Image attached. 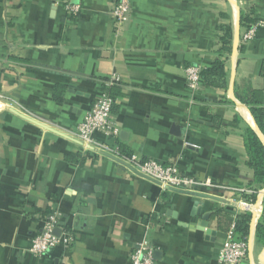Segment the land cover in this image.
<instances>
[{"label": "crops", "instance_id": "1", "mask_svg": "<svg viewBox=\"0 0 264 264\" xmlns=\"http://www.w3.org/2000/svg\"><path fill=\"white\" fill-rule=\"evenodd\" d=\"M117 1L0 0V94L24 109L0 112V264H130L143 241L160 253L156 264H218L241 214L231 200L253 192L245 137L256 123L240 98L258 92L264 108V0H129L121 27L111 14ZM68 3L81 6L76 17ZM241 15L263 24L244 45L240 26L236 46ZM221 25L233 31L228 88L201 82L191 91L186 69L204 71L219 58ZM111 84L120 135L95 138L118 157L124 147L139 160L211 180L226 190L195 194L227 203L165 190L125 158L123 165L84 151L79 126ZM56 86L65 87L61 102ZM70 154L82 159L69 162ZM48 214L74 241L36 258L32 241ZM257 223L244 264H264Z\"/></svg>", "mask_w": 264, "mask_h": 264}, {"label": "built area", "instance_id": "2", "mask_svg": "<svg viewBox=\"0 0 264 264\" xmlns=\"http://www.w3.org/2000/svg\"><path fill=\"white\" fill-rule=\"evenodd\" d=\"M65 10L69 17H76L81 11V6L68 3L65 6ZM131 13L129 0H118L111 14L116 26L121 27L129 20ZM262 24H253L244 34L241 43L244 45L253 40L258 27ZM201 73L202 71L197 67H188L186 69L188 87L191 91H196L200 87L202 82ZM114 106L115 100L102 93L95 100L91 110L84 116L79 126L77 137L84 151L87 153L102 156L103 154H107L120 160H125L122 157H118V151L108 148L104 143L95 138L96 134L101 133L112 140L118 139L120 129L113 119ZM6 111L23 113L24 109L15 98L0 94V112ZM127 161L137 172L158 182L159 186L165 190L181 193H198L210 188L226 190V188L215 185L211 180H197L183 175L175 165H166L154 160H139L135 156H132ZM241 192L249 193V195L253 194V192L248 191ZM231 201L239 213L251 214L254 221H259L261 218L263 205L257 201L254 202L246 198ZM56 229H61L60 236L54 234ZM73 241V234L61 227L58 216L48 214L44 218L41 232L32 241L30 252L34 257L41 258L59 246L71 245ZM249 248V239L244 241H237L235 239V227H233L229 233L228 240L220 250L218 264H244L248 258ZM154 253L155 249L148 241L138 243L130 252V264H156Z\"/></svg>", "mask_w": 264, "mask_h": 264}, {"label": "trees", "instance_id": "3", "mask_svg": "<svg viewBox=\"0 0 264 264\" xmlns=\"http://www.w3.org/2000/svg\"><path fill=\"white\" fill-rule=\"evenodd\" d=\"M253 20L249 16L241 15L240 26L242 29L249 30L253 26ZM219 30L223 33L222 43L223 48L220 51L219 58L206 70L202 71L201 79L204 85L215 89H227V72L226 63L233 54V31L228 25H221ZM113 84L104 86L103 93L115 100V95L112 92ZM65 87L56 86L55 100L61 102ZM240 101L249 107L251 115L253 116L257 127L264 135V108H261L260 95L258 92L252 93V100L240 98ZM260 106V107H259ZM245 146L248 153V165L253 169L255 178L251 184L253 194L245 196L248 200L257 201V195L260 190H264V143L257 135L253 128H248L245 137ZM120 156L130 160L132 153L126 148H120ZM82 159L81 154H70L67 156L69 162L78 163ZM220 217V212L216 213ZM231 223V219H228ZM253 223V216L251 214H240L235 225V239L237 241L248 240L251 236V225ZM256 240L264 246V202L263 212L256 227Z\"/></svg>", "mask_w": 264, "mask_h": 264}, {"label": "water", "instance_id": "4", "mask_svg": "<svg viewBox=\"0 0 264 264\" xmlns=\"http://www.w3.org/2000/svg\"><path fill=\"white\" fill-rule=\"evenodd\" d=\"M239 39H240V18H238V22H237V30H236V36H235V45L237 46L238 42H239ZM240 108L244 107L243 105H239ZM254 130L255 132L257 133V135L260 137V139L263 141L264 143V136L263 134L261 133L260 129L256 126H254ZM103 156L109 158V159H112L114 161H116L117 163L119 164H123V161L119 160L118 158L114 157V156H110V155H107V154H103ZM132 172H134L135 174H137L138 176L146 179V180H149L157 185H160L158 182L148 178V177H145L143 176L142 174H140L139 172H137L134 168H132L131 166L128 167ZM176 192V191H174ZM178 193H181V192H178ZM182 194H187V195H191V196H196L198 198H203L205 200H210V201H218L220 203H227V202H224V200H219V199H215V198H212L211 196H205V195H201V194H195V193H182ZM263 199H264V190L260 193L259 195V199H258V203L262 204L263 203ZM210 217H211V213H206L202 216V221L200 223V227L203 228V229H208L209 228V221H210ZM54 234L59 236V229H56L54 231ZM212 236H215L216 235V232L213 231L211 233ZM158 255H160L159 252H155L154 253V256L157 257Z\"/></svg>", "mask_w": 264, "mask_h": 264}]
</instances>
